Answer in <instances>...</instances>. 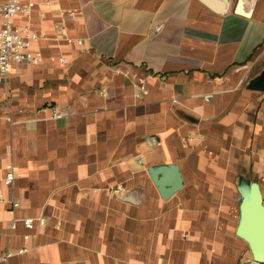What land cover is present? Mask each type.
Returning a JSON list of instances; mask_svg holds the SVG:
<instances>
[{
	"label": "crops",
	"instance_id": "crops-1",
	"mask_svg": "<svg viewBox=\"0 0 264 264\" xmlns=\"http://www.w3.org/2000/svg\"><path fill=\"white\" fill-rule=\"evenodd\" d=\"M38 1L16 21L44 60L0 83V264H241L240 203L264 173V0ZM170 163L184 184L163 198L149 167Z\"/></svg>",
	"mask_w": 264,
	"mask_h": 264
},
{
	"label": "built area",
	"instance_id": "built-area-1",
	"mask_svg": "<svg viewBox=\"0 0 264 264\" xmlns=\"http://www.w3.org/2000/svg\"><path fill=\"white\" fill-rule=\"evenodd\" d=\"M52 0H42L44 4H50ZM41 2L38 0H0V83L7 80L13 65L15 64H39L44 60V55L40 50H34L32 45L40 39L39 32L29 24H20L16 21L18 16L29 15L32 10ZM71 15H75L77 10L68 9L66 11ZM61 31L66 32L62 27ZM79 43H82L79 40ZM59 60L65 63L67 60L59 57ZM135 96L142 97L148 93V87L143 77H138L135 84ZM60 114L56 111L52 112L51 117L57 118ZM4 177V181L10 184L14 180V172L12 167ZM259 183L264 187V173L261 175ZM117 191V189H116ZM19 203L14 202V206ZM44 222V219H40ZM25 225L32 228L35 218L27 217L24 219ZM27 248H19L18 253L26 251ZM12 251H5L1 254L0 259L7 260L12 255ZM241 264H264V262L256 260L252 255L244 257Z\"/></svg>",
	"mask_w": 264,
	"mask_h": 264
},
{
	"label": "water",
	"instance_id": "water-1",
	"mask_svg": "<svg viewBox=\"0 0 264 264\" xmlns=\"http://www.w3.org/2000/svg\"><path fill=\"white\" fill-rule=\"evenodd\" d=\"M250 86L264 90V72L252 79ZM149 173L163 198L170 197L184 184L181 170L175 163L151 166ZM237 234L248 242L252 256L264 262V201L257 181L251 182L243 194Z\"/></svg>",
	"mask_w": 264,
	"mask_h": 264
}]
</instances>
